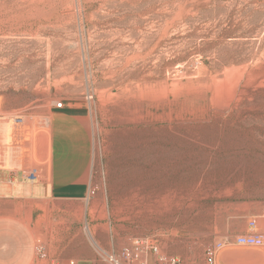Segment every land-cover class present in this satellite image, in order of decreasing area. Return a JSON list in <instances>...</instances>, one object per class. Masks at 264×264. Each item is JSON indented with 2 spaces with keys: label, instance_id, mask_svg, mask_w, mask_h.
Listing matches in <instances>:
<instances>
[{
  "label": "rangeland",
  "instance_id": "1",
  "mask_svg": "<svg viewBox=\"0 0 264 264\" xmlns=\"http://www.w3.org/2000/svg\"><path fill=\"white\" fill-rule=\"evenodd\" d=\"M59 102L89 195L1 201L0 264H264V0H0V113Z\"/></svg>",
  "mask_w": 264,
  "mask_h": 264
},
{
  "label": "crops",
  "instance_id": "2",
  "mask_svg": "<svg viewBox=\"0 0 264 264\" xmlns=\"http://www.w3.org/2000/svg\"><path fill=\"white\" fill-rule=\"evenodd\" d=\"M0 104V110L2 109ZM63 103L55 107L49 121L0 113V202H26L36 208L49 204L86 199L90 187L86 182L89 159L79 150L70 152L65 143L63 127L71 124ZM49 130V164H40V147L31 140L35 130ZM63 130V131H62ZM64 140V141H63ZM36 169V180L26 179Z\"/></svg>",
  "mask_w": 264,
  "mask_h": 264
},
{
  "label": "built area",
  "instance_id": "3",
  "mask_svg": "<svg viewBox=\"0 0 264 264\" xmlns=\"http://www.w3.org/2000/svg\"><path fill=\"white\" fill-rule=\"evenodd\" d=\"M62 103H57L56 107L57 108H61ZM21 120L19 119V122ZM36 169L31 170L27 176L26 179H28L29 181H34L36 180ZM251 227H255V223L254 222H250L249 224ZM235 244L238 246H245V247H253V248H264V235L257 233V232H251V233H247V234H242V235H238L235 238ZM154 251H156V249H154ZM208 261L209 263L213 262V252L209 251L208 254ZM111 262L115 263V259H111ZM174 263V261H173ZM137 264H143V263H137Z\"/></svg>",
  "mask_w": 264,
  "mask_h": 264
}]
</instances>
